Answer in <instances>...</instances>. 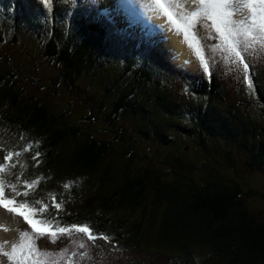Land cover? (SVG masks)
<instances>
[{
    "label": "trees",
    "instance_id": "16d2710c",
    "mask_svg": "<svg viewBox=\"0 0 264 264\" xmlns=\"http://www.w3.org/2000/svg\"><path fill=\"white\" fill-rule=\"evenodd\" d=\"M112 16L98 10L94 0H0L2 35L9 34L16 41L31 39L43 57L58 66V76L51 79L52 89L56 91L54 85L62 80L66 88L82 91L79 84L87 77L99 80L101 94L116 97L112 109L103 112L104 100L96 103L89 99L87 103L78 96L88 112L84 120L88 125L82 126L70 121L67 111L53 116L42 99L29 97L17 75L1 71L0 124L27 135L25 150L13 147L20 151L17 159L8 147L3 151L7 169L17 171L12 180L27 179L35 171L48 172L51 175L44 176V184L70 186L63 202L83 200L84 211L75 214L62 213L65 203L57 211L42 212L52 231L86 223L92 234H103L119 245L140 249L143 240H151L182 256L185 264L198 263L202 254L210 263L264 264V215L248 206L250 198L261 197L258 192H246L219 171L204 183L181 177L177 171L184 170L186 164L180 156L175 163L164 157L170 168L161 174L153 166L157 155L150 152L143 156L138 151L142 142L151 151L154 147L172 150L179 147L178 139H188L202 157H209L210 141L225 142L245 150L253 159L251 167L264 174L262 71L249 70L254 78L247 91H252V101L247 104L258 100L261 115L241 117L240 107L227 104L225 86L215 73L193 75L182 67L175 69L155 46L119 31ZM35 90L42 91L41 87ZM98 113L103 118L98 120ZM123 115L132 120L136 136L122 123ZM97 120L106 123L109 140L86 131ZM172 153L175 151L166 156ZM137 161L143 166H136ZM171 174L173 179H169ZM88 183L96 189L88 192L81 187ZM27 196L21 199L36 193ZM151 197L165 203L159 220L155 211L143 207ZM141 210L144 215L140 219ZM123 212L129 213L127 217H120ZM147 218L155 219L156 235L154 228L145 235L142 227Z\"/></svg>",
    "mask_w": 264,
    "mask_h": 264
},
{
    "label": "rangeland",
    "instance_id": "374dc122",
    "mask_svg": "<svg viewBox=\"0 0 264 264\" xmlns=\"http://www.w3.org/2000/svg\"><path fill=\"white\" fill-rule=\"evenodd\" d=\"M108 1L109 0H94L98 10H102V12L107 11L113 15L112 17L116 22L119 31H125L126 34L131 38H135L136 41L155 46L159 55L163 57V59L170 61L171 66L175 69H180L182 67L186 69L189 74L193 75L204 73L205 71L203 70L202 62L195 51L196 47H202L205 60L209 63V72L215 73L217 79L225 86L227 104L240 107L238 113L241 117H247L248 114L253 117H260L261 107L259 106V101L254 98V103H252L251 106L247 104V101H250V103L252 101V94L250 96L252 91L250 93L247 92L250 86L245 80L244 74L237 70L235 64L229 61L228 54L224 52L223 49L217 50L214 47L215 45L220 44V40L216 38L218 37V34L215 32V29L208 27V25L212 24V21L205 18L204 13L201 11L203 6H195L199 0H195V2L194 0H166V6H168L170 11L174 14L173 18L182 26L185 25V20L191 19L190 14L192 12H201L195 27L190 30V34L194 32L198 38V43L193 41V46H189V43L184 38L183 31H178L172 23L174 25L173 28L176 30L175 32H179L183 36L185 43L191 50L192 65L180 63L177 59V55L175 57L171 50L167 48L164 39L165 37L160 34V30L156 25L148 26L147 29H143L140 33L135 29L136 27L134 28L135 23L139 25L137 21H134L136 17L134 15L128 16L126 13L123 15L121 12L114 9V7H110ZM132 1H134L139 8L143 7L140 3L141 0ZM191 4H193V9L188 8ZM138 7L137 12L140 11ZM153 7L155 8V6ZM243 11L249 15L251 13V9L248 8H244ZM143 15L142 17H145V15ZM128 19L131 20L132 23L128 22ZM233 19H239V15H234ZM38 47L37 43L31 41L29 38L16 41L9 34L2 35V29H0V72L3 71L17 75V79L20 81L19 83L21 85L25 84L26 93L28 92L29 97L30 95H33L42 99L43 103L50 108L53 116L67 111L66 114L70 118L69 120L82 126L88 125V123L84 121L87 119L88 112L85 109L86 106L79 103L80 101L87 100L88 103L89 99H92V102L95 101L96 103H101V101L104 100L106 109H104L103 112H108L109 109H112L116 97H110V95L106 96L103 95V93L101 94L103 90L100 89L101 83H99V80H91L87 77L84 78L79 84L82 90L79 92H76V89L72 91V89L70 90L66 88L62 80L54 85L56 91L52 89L53 82L51 79L52 77L56 78L58 76V66L56 67L53 62L46 60V58L43 57L41 49ZM244 55L246 61L249 58L253 60L249 70H261L264 75V49H261L259 45H254L248 50V52L244 53ZM209 72L205 73L209 74ZM32 80L35 81V85H30ZM39 87L42 89L41 92L35 90ZM78 96H80V101L77 100ZM242 104L245 107L244 109H242ZM97 108L100 107L97 106ZM4 111L5 110L2 112L5 113ZM98 114V120L103 118L100 113ZM125 118L126 116L123 115L122 123H124L126 127L128 126L132 135L135 134L134 136H136L137 132L134 131L135 128L132 120ZM98 120L92 125L90 124V128H86V131L90 132L93 137H97V139L109 140L111 136L106 130V123L99 122ZM246 127L249 129L248 124ZM26 140L27 135L20 132L16 127L12 128L0 124V165H2V167H0V177L3 179L5 197L18 198V201H24V198L28 197L23 195L25 191L27 193L35 192L36 196L30 197L27 201L33 200L32 202H43L31 206L37 209L39 220L44 221H49V219L45 217L47 211L52 212L58 210V208L55 207L56 203H60L61 207L65 203L62 207V213L64 214H75L81 210L84 211L85 207H83V200L70 199L67 202H63L68 198L67 189H69L70 186L66 187L65 185L55 183L56 185L49 187L48 184H44L43 179L46 174H49L48 172L41 174L40 172L35 171L32 175H29V178L27 179V176H24V179L16 177V180H12L13 175L17 174V171L15 172L13 169H7L8 167L6 163L8 161L4 162V159L1 158L6 157L3 151L8 147L12 150L15 159H17V154H19L20 151H17V149L15 150L13 147L15 145V147H20L25 150ZM178 142L179 147H174L175 149H172L175 153L168 156L166 155L168 153L171 154V152H173L172 150L166 148L154 149V147L151 151L143 142L140 143L138 151L139 154H143V156H150L149 153L154 152L155 155H157V158L153 159L154 170L161 174L165 171L167 172L170 168L169 164L164 160V157L169 163H175V161H178L177 159L179 156L183 158L182 160H184L186 164L184 170L180 169L177 171V174L181 175V177H193L196 181L204 183V181L211 178L213 179L214 174L219 171L218 173L222 175L224 179L235 182V184L240 185L246 192L250 190L258 192L261 197L250 198L248 206L252 212L264 215V174L259 171L258 167L254 169L251 167V165H253V159L249 158V155L245 150H236L237 147H234L233 145L226 144L225 142H213L212 140L209 142L210 156L202 157L200 152L196 150V147L193 145V141L188 139H178ZM117 145L119 144H116V146ZM173 146H175V143ZM116 153L118 154L114 155L115 157L113 156L115 160L119 155V151ZM147 163L148 161L146 164ZM136 164V166H143L140 161H137ZM19 168L21 167L19 166ZM14 169L16 170V168ZM6 170L9 171L5 173ZM173 178L174 175L169 176V179ZM25 181L29 183L26 185ZM86 181L88 180L85 179V182ZM183 182L187 183L188 181L183 180ZM12 183L16 184L17 190L21 193L20 195H16V193L12 191L10 187ZM88 185L89 186L82 184L81 187L88 192H92L96 189L94 184L88 183ZM40 188L41 190H39ZM21 196L24 198L21 199ZM84 201L86 200L84 199ZM44 204H47V208L43 211H39L43 208ZM158 204L159 202L151 197L143 204V207H147L152 210V212L155 211L157 219L159 220L160 217L163 216L165 203L162 202L159 205ZM38 211L40 213L44 212L45 214L42 213L39 215ZM6 212L8 213L9 211L6 210ZM9 214L12 215L13 222L16 226L13 232L18 231V233L16 234L17 237L14 238L12 242H1L0 240V244L3 245V247L0 248V264H12L9 256L4 253L11 252L13 244L21 243V231H28L29 233L33 232L31 226L22 216L11 212H9ZM128 214L129 213L123 212L120 217L123 215L127 217L126 215ZM143 215L144 212L141 210L137 217L141 219ZM142 228L146 233V236L150 234V231L153 228V233H155V235L158 231L156 221L152 218L145 219V224ZM92 235L96 237L94 240L89 239L88 234L78 233L74 230L72 231L71 236L58 233V239H56L55 242H52L50 235L46 233L43 236H40L39 239H36L35 243L42 252L46 250L48 254L39 257L35 256V254L25 255L22 264H185L183 258H181L182 256L169 253L168 250L160 248L157 243H153L151 240H143V248L139 249L127 246L126 244L119 245L111 242V240H105L101 238L98 233ZM29 243L30 240H24L23 249L18 248L16 253L18 259L20 258L21 251H24L25 253L27 252V246ZM81 244H84L83 248L80 247ZM205 255L206 254H202L200 257L201 260L196 264H223L220 262L210 263V261L204 257Z\"/></svg>",
    "mask_w": 264,
    "mask_h": 264
},
{
    "label": "snow or ice",
    "instance_id": "6c2138e0",
    "mask_svg": "<svg viewBox=\"0 0 264 264\" xmlns=\"http://www.w3.org/2000/svg\"><path fill=\"white\" fill-rule=\"evenodd\" d=\"M47 3V0H44ZM195 2V0H194ZM200 4L203 6L201 11L204 13L205 18L212 21L211 25L208 27L214 28L215 32L218 34L220 44L214 47L217 50L223 49L224 52L228 54V59L231 63L237 66V70L244 74L245 80L251 86L252 79L254 78V72L250 73L249 68L253 63V60L249 58L247 61L245 59L244 53L248 52L250 48L254 45H259L261 49H264V0H199ZM155 6V8L160 9L168 17V20L172 22L178 31H183L185 40L189 43V46H193V41L198 43V38L194 32L190 34V30L193 29L198 22V18L201 12H192L190 14L191 19L185 20V25L182 26L174 18V14L170 11V8L166 6V0H152V4L149 7ZM244 8L251 9L250 15L243 11ZM239 15V19L234 20L233 16ZM197 56L202 62V67L205 72H209V63L205 60L202 52V47H196L195 49ZM177 58H179V53H177ZM213 73L209 72V76ZM40 153L37 152V156ZM2 167V165H0ZM29 182L25 181L27 185ZM13 192L16 195L21 193L17 190L15 183L10 185ZM67 187V185H66ZM25 191L23 195L27 196ZM54 199V198H53ZM42 201H16L15 198H7L4 194L3 179L0 177V204L3 205L9 212L13 214L20 215L33 229L32 233L28 231H21V243L13 244L11 252H5L8 255L12 264H22L23 257L25 255L35 254L39 257L42 255H47V251H41L36 246V239L44 234H49L52 242L58 239L59 234H67L71 236L72 230L74 229L78 233L88 234L89 239H95L92 235V229L85 224L73 223L70 226L57 227L56 231H52L49 221L35 219L37 214V209L32 207L33 204H40ZM56 208H60L61 204L56 203ZM47 208V204H44L43 208L39 211H43ZM59 225L60 221H56ZM101 238L108 240L109 237L100 234ZM30 240L27 246V252L21 251L20 258L16 256L18 248L23 249V241ZM3 245L0 244V248ZM81 248L84 244L80 245Z\"/></svg>",
    "mask_w": 264,
    "mask_h": 264
},
{
    "label": "bare ground",
    "instance_id": "6f19581e",
    "mask_svg": "<svg viewBox=\"0 0 264 264\" xmlns=\"http://www.w3.org/2000/svg\"><path fill=\"white\" fill-rule=\"evenodd\" d=\"M108 2L110 3V7H114V9L118 10L123 15L124 13L128 14V16L134 15L136 17L134 21H137L139 24L137 25L135 23L134 28L136 27L135 29L140 33L143 29H147L148 26L156 25V27L160 30V34L165 37L164 39L167 48L171 50L175 57L177 53H179V58L177 59L180 61V63L192 65V53L185 43L183 36L179 32H175L176 30L173 28L174 25L168 20L162 10L154 8L153 6L149 7L152 0H141L140 3L143 6L141 8H139L138 5L132 0H109ZM192 5L193 4L190 6L188 5V8L193 9ZM200 5V2H197L195 6L199 7ZM137 7L140 9L138 12ZM143 14L145 17H142ZM128 22L132 23V21L129 19ZM6 210L7 209L4 208L2 204H0V240L1 242H12L13 239L17 237L16 234L18 231L13 232L16 226L13 222L14 220L12 215H10L9 212L7 213Z\"/></svg>",
    "mask_w": 264,
    "mask_h": 264
}]
</instances>
